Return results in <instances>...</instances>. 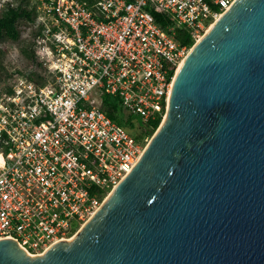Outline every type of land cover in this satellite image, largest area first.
Here are the masks:
<instances>
[{
  "label": "built area",
  "instance_id": "2783aa9c",
  "mask_svg": "<svg viewBox=\"0 0 264 264\" xmlns=\"http://www.w3.org/2000/svg\"><path fill=\"white\" fill-rule=\"evenodd\" d=\"M234 1L33 0L37 67L0 83V239L40 255L76 234L137 162L149 136L134 132L163 121L179 65Z\"/></svg>",
  "mask_w": 264,
  "mask_h": 264
},
{
  "label": "water",
  "instance_id": "95a60500",
  "mask_svg": "<svg viewBox=\"0 0 264 264\" xmlns=\"http://www.w3.org/2000/svg\"><path fill=\"white\" fill-rule=\"evenodd\" d=\"M186 54L140 157L69 240L0 264H264V0H235Z\"/></svg>",
  "mask_w": 264,
  "mask_h": 264
},
{
  "label": "trees",
  "instance_id": "16d2710c",
  "mask_svg": "<svg viewBox=\"0 0 264 264\" xmlns=\"http://www.w3.org/2000/svg\"><path fill=\"white\" fill-rule=\"evenodd\" d=\"M36 15L35 5L32 9H27L20 5H13L10 2H7L1 11L0 14V40L1 39H11L18 40L20 32L18 30V21L22 18H25L29 21H34ZM177 39L181 43H187L189 45L193 44V39L189 36H183L182 31L177 34ZM23 55L26 56L30 62L36 63V54L33 51L32 47H23ZM38 64V62L36 63ZM15 72H21V70L16 69ZM13 72H10V74ZM103 105L106 113L121 124H128L123 119V110L120 105V102L117 97L105 96L103 100ZM130 119V118H129ZM128 119V120H129ZM130 121V120H129ZM159 125V120L151 122V125L145 127L140 126L139 131L134 132L137 139L144 136H151L156 128Z\"/></svg>",
  "mask_w": 264,
  "mask_h": 264
},
{
  "label": "rangeland",
  "instance_id": "374dc122",
  "mask_svg": "<svg viewBox=\"0 0 264 264\" xmlns=\"http://www.w3.org/2000/svg\"><path fill=\"white\" fill-rule=\"evenodd\" d=\"M7 2H10L13 5H20L27 9H32L34 6L33 0H0V14L3 6ZM17 26L20 32L18 40H0V83L3 82L10 72H15L14 70L16 69H19L26 74H30L32 67H37L36 63L30 62L22 52L23 47L31 46L34 34L33 31L35 30L34 23L22 18L18 21ZM151 136H149V139Z\"/></svg>",
  "mask_w": 264,
  "mask_h": 264
},
{
  "label": "bare ground",
  "instance_id": "6f19581e",
  "mask_svg": "<svg viewBox=\"0 0 264 264\" xmlns=\"http://www.w3.org/2000/svg\"><path fill=\"white\" fill-rule=\"evenodd\" d=\"M213 24L214 23H211L210 25H209V27L206 29L207 31L206 32H208L209 30H210V28L213 26ZM183 64V61L181 62V64L179 65V67H178V70H179V68H180V66ZM178 70H177V72H178Z\"/></svg>",
  "mask_w": 264,
  "mask_h": 264
}]
</instances>
